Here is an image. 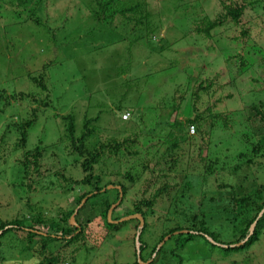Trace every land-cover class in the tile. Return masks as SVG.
<instances>
[{"label": "rangeland", "instance_id": "rangeland-1", "mask_svg": "<svg viewBox=\"0 0 264 264\" xmlns=\"http://www.w3.org/2000/svg\"><path fill=\"white\" fill-rule=\"evenodd\" d=\"M114 2H118L115 11L128 6L136 9L135 14L128 13L129 24L110 11L106 21H100L104 23L94 22L87 11L94 6V0H32L26 11L16 0H0V90L5 95L34 92L27 75H42L47 90L43 97L51 104L43 116L38 112L37 121L26 136L27 149L35 148L38 139L47 149L42 162L48 172H28L29 176L23 177L12 162L7 170L0 166V221H9L16 215L27 219L40 213L56 218L55 211L59 209L70 216L78 196L89 190L78 185L84 174L70 165L71 160L67 162L56 152L67 143L54 138L57 126L52 116L71 110L78 128L81 113H86L87 118L97 116L93 127L95 140L99 141L124 127L118 119L127 113L128 119H139L138 128L146 130L149 139L145 144L141 139L134 149L146 153L138 167L132 164L140 176L136 183L121 179L128 158L114 169L115 182L119 180L127 193L122 205L113 209L110 216L124 217L131 205L140 200L148 227L141 235L146 246L141 254L144 261L150 260L146 258L147 252L157 240L160 225L166 223L167 207L179 194L183 198L181 203L177 200V213L197 214L203 228L218 234L219 239H229L233 228L224 220L230 209L224 208L225 202L230 204V197L252 198L254 191L264 184L263 156L258 153L251 158L253 153L248 146L249 142L253 145L259 140L258 135L264 139V121L246 112V107L253 105L264 115V106L257 103H264V11L260 6L255 10L245 8L238 25L217 26L212 37L205 40L194 33L196 24L202 18L216 20L223 13L220 2L224 0ZM32 13L33 17H42L41 25L24 21ZM203 82L212 84L206 91H198L197 86ZM186 83L184 93L176 88ZM180 92L184 98L174 113L172 100ZM192 105L202 106L198 108L201 111L209 107L213 114H225L228 129L213 127L208 140L193 126L191 132V126L186 127L184 122L192 116ZM174 121L181 123L183 132L170 131L168 126ZM167 134L170 139L175 138L178 146L170 157L176 160L171 168L170 159L160 158L165 146H154L152 140ZM182 134L188 141L181 142ZM245 147L248 150L244 152ZM239 152L244 153L243 157L236 160ZM143 164L146 166L142 170ZM207 166H211V174L206 172ZM233 167L234 178L230 179L227 172L231 174ZM157 170L161 173L156 174ZM54 173L62 175L56 178ZM225 181H230L232 190L217 189V183ZM164 185L166 190L155 196ZM144 201L151 204L144 207ZM135 221L115 224L119 227L107 232L101 222L93 219L84 228V238L53 254L58 255L59 264L71 257H75L71 264L131 263L135 251L133 237L137 232ZM34 227L56 234L54 228ZM8 241L0 242V264L35 263L31 246L6 244ZM173 247L174 242L167 240L153 264H178L168 257ZM179 257L181 264H264V244H254L247 251L224 253L198 239L189 243Z\"/></svg>", "mask_w": 264, "mask_h": 264}, {"label": "trees", "instance_id": "trees-1", "mask_svg": "<svg viewBox=\"0 0 264 264\" xmlns=\"http://www.w3.org/2000/svg\"><path fill=\"white\" fill-rule=\"evenodd\" d=\"M16 1L17 5L24 8L26 11L32 0ZM244 1L247 0H224L226 5L224 2H220L223 13L217 17L216 20L209 21L203 20L205 18H202L199 24H196L194 33L199 35L202 39L207 40L212 37V30L217 26H222L226 23L234 26L238 25L239 18L245 8L255 10V8L260 6V10L264 11V0H248L249 2L242 4ZM114 3V0H94V6L87 11L94 19L93 21L97 23H104V21H100L105 20L107 16L106 14L110 11V14L118 15L123 22L129 24L131 19L128 17V13L135 14L136 9L133 6H128L126 9L121 8L120 10L118 9L119 11H115L114 6H116L118 2L116 4ZM89 5L92 6L91 4ZM41 6L42 1L40 3V8ZM27 17L29 19H25L24 21H29L37 26L41 25V16L40 18L33 17L32 13L31 16ZM146 18L147 16L145 15L144 19ZM47 19H49L48 16ZM200 23H202V25ZM53 32L54 30L50 31V35H52ZM239 63H241V61H239ZM42 77V75H38L37 77L27 75L28 80L34 87V92L5 95L4 91L0 90V166L7 170L9 162H12L18 170L20 168L23 177L29 176L28 172L37 173L40 170L48 172L42 162L43 158L45 159L47 156V149L43 148L41 140H37V146L35 148H26L27 131L37 121L38 112H41L40 114L43 116L44 111L51 107L50 102L45 100L46 97H43L47 90ZM204 84L206 83H200L197 86V90L204 92L212 83ZM186 86L187 83L185 86L184 84L181 86L177 85L176 88H179L180 91L183 89L182 92L184 93ZM179 95H175L177 98L172 100L174 105L172 106L171 111L174 113L178 111V103L184 98V95L181 92ZM257 103L259 107H262V105L264 106V103H259V101ZM201 107L202 106L196 105L191 106L192 116L185 120L184 124L186 127L193 126L199 135H206L207 140L209 138V132L213 127H221L222 130L228 129L229 122L225 114H213L209 107L201 111L198 109ZM247 110L250 114L252 112L254 116H260V120L264 121V115L261 113L260 109H256L252 105L250 107L247 106L246 112ZM128 115L129 114H127L125 120L118 119L125 124L124 127L116 129L114 135L99 141L95 140V130L93 127L99 119L97 116L87 118L86 113H81L79 122V125H81L80 128H78L76 118L71 110L65 115L56 114L51 117L57 126L54 138L57 139V142L62 140L67 143V145H64V148H57L56 152L60 153V158L67 159V162H70L71 160L70 165H74L75 169H78L84 174L83 178L79 181V184H77L81 185L83 188L87 187L89 189L88 191L82 192L77 198L76 207L79 206L82 199L85 201L74 215L73 220L76 227L69 225L70 216L64 215L63 211L60 209L55 211L58 213L56 218H52L48 214V216L46 215L45 217L41 213L27 219L23 215H16V217L9 221H0L1 244H3V241L9 240L6 244L29 245L33 248L32 256L35 259L34 264H59V258L58 255H56L57 251L62 250L64 247L69 246L74 242L76 243L78 240L82 239V237L84 238V228L88 223H91L93 219H97L101 222V225L107 232L119 227L106 222L107 210L111 204L116 202L118 192L115 188L104 191L101 190L105 189L107 186L119 187L121 201L117 207L122 205L125 200L127 189L122 183H119V180H117L118 182H115L114 169L117 170L120 168L121 160L128 158L129 160L126 163V166L123 165L125 163L122 164L125 168L123 169L121 179L126 183H136L140 176L137 172L138 170L134 168L140 165L139 163L144 160L146 153L140 154L134 149H136L137 143L141 141V139H143L144 144L147 142V139H149L145 133L146 130L138 128L140 126L139 119H128ZM168 127L172 132H183V126L177 121H174L173 124L171 123ZM244 129H250V127L244 126ZM39 134H41V132ZM258 136L259 140H256L253 145L249 142L248 146L250 147V152L253 153L251 158L255 157L254 154L261 153V157L263 156L264 160V139L261 135ZM152 140L153 143H155L154 146H165L164 151L160 154V158L170 159L168 161L169 168L173 167L176 164V160L170 157L172 151L178 148L175 138L170 139V134H167L164 138H157L156 140L153 138ZM180 140L181 142L188 141L183 134L180 136ZM144 149L145 147L143 150ZM247 150L248 149L245 147L244 152ZM169 152L171 153L169 154ZM53 154L54 153H48V156ZM243 154V152H239L234 158L238 160L243 157ZM68 157H71V159H68ZM251 158L248 160L249 163L251 162ZM132 164L135 167L132 166ZM145 166L146 164H143L142 170ZM210 167L211 166H207L205 170L211 174ZM106 169L108 170L106 171ZM220 169L223 170V167ZM234 170L235 168L233 167V169L230 170L232 172L231 174L229 173V170L227 172L230 179L234 178ZM155 173L159 174L161 172L157 170ZM59 174L61 173H54V176L57 178L59 177ZM37 175L38 174H36V176ZM45 176L46 173L41 176V183H43ZM67 179L70 180L69 178ZM188 184L187 181L184 185L185 188H188ZM166 187L167 186L164 185L157 190L155 196L163 193L166 190ZM216 187L217 189L232 190L230 181L217 183ZM176 197L177 199L170 202V206L167 207L165 218L166 223L162 224V226L160 225V228L157 231V240L147 252V259L154 254V257L149 264L155 262L157 256L162 250V245L165 244L167 240H172L174 242V247L169 251L168 257H170L171 260H176V263L178 264L183 262L179 257V253L184 250L189 243H193L198 239H201L205 244H208L211 247L220 249L224 253L247 251L254 244H264V184H261L254 191L252 198L247 195L240 197L239 199L230 197L228 200L232 205L225 202L224 208L230 207V209L228 210L229 213L225 214V216H228L225 217L224 220L231 225V228H233L228 234L229 239L227 237L219 239L218 234L210 232L207 228H203L201 226V221H199L198 216H196L197 214L184 216L183 213H177L175 210L176 203L177 200L179 203L182 202L183 194L176 195ZM150 204L151 201L142 202L144 207H147ZM198 205L201 206V200ZM188 208H191V205H189ZM74 209L71 211L70 215L73 213ZM83 213H88V216L83 217ZM132 214L140 215L143 221V227L138 236V251L139 260L144 263L145 261L141 257V254L146 250V246L144 245L145 243L141 242V235L148 227L146 224L147 215L141 209L140 200L138 203L132 204L130 209H128L123 216ZM170 216L173 217L172 220L168 219ZM79 217L81 220H79ZM119 218V216H115L114 214L113 216H110L111 220H118ZM135 222L137 225V221ZM34 225H40L49 229L54 228L56 234L42 232L39 228H35ZM175 232L176 234H173ZM165 236H168V239L162 243L158 250H156V245L161 243ZM54 252L56 253L53 254ZM21 253H24V251H21ZM186 257L188 256L186 255ZM72 261H75V257H71L69 260H61V264H71ZM124 264H137L135 251L133 254V261Z\"/></svg>", "mask_w": 264, "mask_h": 264}, {"label": "water", "instance_id": "water-1", "mask_svg": "<svg viewBox=\"0 0 264 264\" xmlns=\"http://www.w3.org/2000/svg\"><path fill=\"white\" fill-rule=\"evenodd\" d=\"M111 188H115V189L117 190V192H118V197H117L116 202H115L114 204H111L110 207H109L108 210H107V213H106V222H107L108 224H114V225H115V224H119V223H122V222H125V221H128V220H133V219L136 220V221H137V227H136L137 232L135 233V236H134V242H133L134 245H135L136 261H137V264H148L150 260H149L148 262H144V263L140 262V260H139V251H138V246H139V244H138V236L140 235V232H141L142 227H143V221H142L140 215H138V214H132V215H127V216L121 217V218H119L118 220H111V219H110V215H111L112 210L115 209V208L119 205V203H120V201H121V194L119 193V192H120V188H119V187H117V186H115V187L107 186L105 189H102L101 191L108 190V189H111ZM84 201H85V200L82 199L81 202H80V204H79V206L76 207V208L74 209L73 213L70 215V217H69V225H71V226H73V227H76L73 218H74V215L76 214L77 210H78V209L81 207V205L84 203ZM175 234H176V233H175ZM167 239H168V236H166V237L162 240V242L158 244V246L156 247V250H158V248L162 245V243H163L165 240H167Z\"/></svg>", "mask_w": 264, "mask_h": 264}, {"label": "built area", "instance_id": "built-area-1", "mask_svg": "<svg viewBox=\"0 0 264 264\" xmlns=\"http://www.w3.org/2000/svg\"><path fill=\"white\" fill-rule=\"evenodd\" d=\"M126 118H127V114H123V115H122V119L125 120ZM192 128H193V127L191 126V127H190V131H191V132L193 131Z\"/></svg>", "mask_w": 264, "mask_h": 264}, {"label": "flooded vegetation", "instance_id": "flooded-vegetation-1", "mask_svg": "<svg viewBox=\"0 0 264 264\" xmlns=\"http://www.w3.org/2000/svg\"><path fill=\"white\" fill-rule=\"evenodd\" d=\"M176 233V232H175ZM175 233H173V234H175ZM153 257H154V254L149 258L150 259V261H151V259H153ZM148 259V260H149ZM146 262V261H145Z\"/></svg>", "mask_w": 264, "mask_h": 264}]
</instances>
